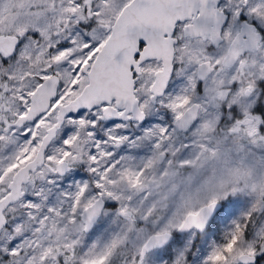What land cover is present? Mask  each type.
Wrapping results in <instances>:
<instances>
[{"label": "snow or ice", "instance_id": "6c2138e0", "mask_svg": "<svg viewBox=\"0 0 264 264\" xmlns=\"http://www.w3.org/2000/svg\"><path fill=\"white\" fill-rule=\"evenodd\" d=\"M0 264H264V0H0Z\"/></svg>", "mask_w": 264, "mask_h": 264}]
</instances>
